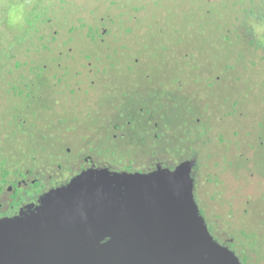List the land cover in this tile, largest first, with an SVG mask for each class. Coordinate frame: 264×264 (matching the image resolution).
Listing matches in <instances>:
<instances>
[{
	"label": "rangeland",
	"instance_id": "obj_1",
	"mask_svg": "<svg viewBox=\"0 0 264 264\" xmlns=\"http://www.w3.org/2000/svg\"><path fill=\"white\" fill-rule=\"evenodd\" d=\"M71 1L51 0L48 4V0H43L40 7L31 6L30 9L45 7L60 13L69 10V13H66L68 18L62 17L63 21L59 19L58 22H53L54 29H59L60 40L62 34L69 28L70 23L66 21L67 19L73 20L85 14L87 7L91 10L97 8L96 4L101 5L96 0H75L74 6H71ZM60 2H63V7ZM128 2L130 14L140 11L133 3L139 5L142 2L146 5V13L142 11L138 19L140 23L134 32L116 33L119 40L114 46L123 48L118 55L119 58L115 60L116 63L113 62L112 65L110 62V65H106L107 68L103 66L100 72L95 70L92 76L90 73L89 77L93 83L91 87L76 86L75 96L80 98L82 104H66L64 101L70 95L62 89L58 90L59 87L52 89V86L48 87L47 84L41 102L25 110L26 113H22L17 109L20 103L15 104V109L9 107V103L6 102L9 96L0 91V126H3L0 127V132L9 129L7 138L5 135L1 137L0 133V144L12 151L13 159L6 160L8 169L13 171L15 167L29 168L32 170L31 178L38 176L41 179H45L50 173L54 174L56 172L54 167L57 164H61L63 169L71 170L72 158L78 151L77 145L81 144L76 142L77 137L83 135L91 137L95 128H99L97 123L103 119L102 115L117 104L118 96H122L119 109L110 117L120 119L122 123L120 126L118 123H111L105 132L101 129L95 136L98 137L94 139V143L98 146L99 152L104 153L108 159L115 158V163L114 160H109L112 164L119 163L117 156L112 154L117 151L116 154L124 158L125 164L137 161L149 169L153 163L158 162L160 168L166 171L174 168L176 171L178 165L184 163L182 161L194 162L199 156L198 149L205 147L203 155L207 158L204 163L199 162L200 171L198 168L195 169L194 165L188 170L189 178L195 180V176L198 175L196 194L200 200L198 201L200 215L208 229L209 226H214L215 231L220 234L219 237H223L228 243L234 236L240 240L255 242L257 250H253V245L247 242L244 247L245 254L250 257L257 254L255 258L260 254L258 261L264 264V59L261 58L264 56V47L256 48L257 56L245 54L246 57L254 58L255 64L233 65L232 60L242 62L244 58L237 57L239 44L236 47L216 45L225 23L230 25L232 22L224 18L222 5L212 0ZM103 6L101 12L106 10ZM102 15L105 16L106 13ZM246 17L255 18L249 13ZM103 20L106 22L105 18ZM38 26L41 33L46 31L44 23H38ZM254 27L253 37L256 40L254 45H257L259 40L264 41V25L256 23ZM21 28L20 24H15L17 32L13 31V40L16 34H20ZM33 30L30 29V35L34 33ZM85 30L86 27L81 31L86 32ZM77 39L78 41L70 43L69 46L76 48L83 46L85 51L92 54L103 50L98 41H89L88 37L81 34ZM62 43L63 41H60V44ZM248 46L252 53L255 47ZM201 49L203 53L200 54ZM71 50L74 49L72 47L64 49L63 55L57 61L61 63V59L68 60L74 56L65 53ZM76 59L77 56L70 61L72 71L65 76L70 82L74 77L81 79L83 76L82 70H78L80 62L83 61L79 60L77 64ZM98 60L99 57L96 58V61ZM55 61L46 56L45 62L50 63V66ZM87 62L88 66L92 68L95 66L93 60ZM210 74L213 75L212 79ZM259 81L262 83L261 87H257ZM203 86L210 87H207L206 91L203 90L204 93L201 92L202 96L198 103H193V109H190L191 98L201 87L203 89ZM98 97L102 100L104 98L110 100L112 97V101L110 100V104L107 105L100 100L94 112L93 108H88L92 113L84 119L82 110L92 106ZM68 108L75 109L76 112L73 127H70L75 130H72L73 135L62 137L60 132L66 127L51 113L59 110L63 114V109L67 111ZM19 114L26 118L28 126L11 130L10 124H13V121H9L10 124L6 123L7 128L1 123V120L7 119L10 115L12 119ZM207 126L210 140L213 142L201 144L199 139L204 141ZM236 130L239 134L234 135ZM220 134L226 136L223 141H220ZM69 148L71 152L64 154L62 149ZM182 151L189 155L183 156ZM169 154L178 157L172 158ZM55 158H59V161H52ZM170 163L175 166L168 165ZM186 166H189V163L186 162ZM135 172L142 173L136 168L127 171L131 175H135ZM62 173L63 170L59 172ZM127 178L131 177L127 175ZM129 183L131 182L128 181L127 184ZM216 193L218 197L212 199V195ZM16 211H11L12 213L7 215L11 216ZM1 216L5 215L0 214ZM185 217L190 216L184 215L182 219ZM250 232L254 236L248 235L250 238L248 239L247 233ZM212 236L214 237V234ZM239 245L234 244L233 247ZM237 254L240 262H244V253L238 250Z\"/></svg>",
	"mask_w": 264,
	"mask_h": 264
},
{
	"label": "water",
	"instance_id": "obj_2",
	"mask_svg": "<svg viewBox=\"0 0 264 264\" xmlns=\"http://www.w3.org/2000/svg\"><path fill=\"white\" fill-rule=\"evenodd\" d=\"M194 162L146 179L118 203L75 182L50 196L41 218L0 217V264H242L199 213L188 177ZM100 233L110 239L85 249Z\"/></svg>",
	"mask_w": 264,
	"mask_h": 264
},
{
	"label": "trees",
	"instance_id": "obj_3",
	"mask_svg": "<svg viewBox=\"0 0 264 264\" xmlns=\"http://www.w3.org/2000/svg\"><path fill=\"white\" fill-rule=\"evenodd\" d=\"M42 1L43 0H0V91H4L9 96L6 100V102L9 103V107L14 108L17 102L20 103V107L17 109L21 110L20 112L22 113H26L25 110H29L31 107H35L33 106L34 104L41 102L42 96L46 91L47 84L48 87L52 86V89H56L57 87H59V89L57 88L58 90L62 89L67 95H70L68 99L64 101L66 104H82L80 98L75 96L77 89L76 86L81 85L83 88L91 87L93 83L91 81V77H89L90 73H92V76L94 75L95 70H102L103 66H109L110 62L112 63V65L114 64L113 62L116 63L115 60L119 58L118 55H120V52L123 50L122 47L114 46V43L118 42L119 40L118 36L116 37V33L118 31H121L122 33L126 34H130L131 31L134 32L135 28L137 27V24L140 23V20H138L139 17L143 12L146 13V5H144L143 2L141 4L139 3V5L133 3L134 6L136 5L135 7L137 8V10L140 11L136 12V14H130L128 12L130 10V2H128L129 0H96L101 3V5L96 4L97 8L91 10H88L87 7L86 12H89L90 15L84 12L85 14H81L73 20H66L70 23L69 28L67 29L66 33L62 34L60 40H58L59 29H54L53 22H58L59 19L63 21L62 17L68 18L66 13H69V10L60 13L56 11H50L48 8L45 7L36 10L30 9L31 6L35 7L38 5V7H40L42 5ZM74 1L75 0H72L70 2L71 6H74ZM212 1L215 3H220L222 5L224 18L232 22V24L230 25H227L225 23L222 35L216 45L218 46L221 44L224 46L226 45L236 47L239 44L240 47L237 46L239 48V52L237 53L239 56L237 57L239 59L244 58V61L236 62L232 60V62L234 63L233 65L247 66L248 64H255L256 61L254 60V58L246 57L245 54H252L253 56H257V53L255 52L256 48L261 46L264 47L263 40H259V43L257 45H254L256 40L253 37L255 29L254 25L256 23L264 25V0ZM50 2L51 0H48V4H50ZM61 3L63 7L64 4L63 2H60V4ZM123 3L125 4L123 5ZM102 6L103 8H106L104 12L100 11ZM44 8L46 10H44ZM76 11L79 12L78 9H76ZM104 13H106L105 16L102 15ZM248 13L252 14V16H254L255 18L246 17V15L248 16ZM89 16L90 19H88ZM104 18L106 19V22H104ZM38 23H44L46 30L44 33H41L39 31L40 27L38 26ZM15 24H20L23 29L21 28L20 34H16L15 40H13V31L17 32L15 30ZM62 26L65 27L67 25ZM103 26L104 28H102ZM85 27L86 32L81 31ZM120 27L122 30L120 29ZM31 28L34 29V33H31L30 35L29 31ZM79 34L88 37L89 41H98L97 43L102 45L103 50L101 52L98 51L95 54H92L90 52L88 53L87 51H85V48L83 46H79L80 48H76L75 46H69L70 43L78 41L77 36ZM28 38L30 39L27 41ZM24 39L25 41H23ZM60 41H63V43L60 44ZM248 45L255 47L254 49H252V53L250 52ZM68 47H72L74 50L65 51V53L69 54L70 56H74H71L68 60H65V58H60L61 63H59L57 59L61 55H63L64 49H68ZM218 49L219 48L217 47V50ZM75 53H77V64L79 63V60L83 61L80 62V65L78 67V70H82L81 73L83 74V76L81 77V79H76V77H74V79H71L70 82L69 80L65 79V76H67L72 71L70 61L76 58ZM201 53H203L202 49L200 51V54ZM47 55L50 59L56 60L52 66H50V63L48 64L45 62ZM97 57H99L98 61H96ZM261 58L264 59V56H261ZM89 60H93L95 62V66L93 68L91 66H88L87 61ZM54 65L56 68H54ZM211 75L212 74H210V77ZM3 77H5V79ZM7 77L10 78L8 79ZM261 85L262 83L259 81L257 87H261ZM207 87L210 86H203V89L201 87V89L198 90V93H196V95L191 98L189 102L191 105L190 109H193V103H198V99H200V97L202 96L201 92L204 93L203 90L206 91ZM100 100H102V98L98 97V100H96V102L92 106H89L87 107V109L82 110L81 113L84 119L89 117L92 113L91 110H89L88 108H93L94 112L96 107L99 105ZM110 100H112V97ZM110 100L104 98L102 102L109 105ZM66 110L67 111H64L63 109V114H61L62 111L59 110H57V112L51 113L52 115H55L56 120H58L60 123H64L63 125H65L66 127L62 128V131L60 132L62 137H64L65 135L71 136L73 134V128L69 127L73 126L74 115H76L75 109L71 110V108H68ZM110 112L112 111L109 110L107 113L105 112L102 116L106 118L108 117ZM20 115L21 114H19L18 116L16 115L12 119V115H10V117H8L7 119L1 120V123L6 126L5 128H7L6 123L10 124L9 121H13V124H10L11 130H18L21 128V126H28L25 122L26 118H22ZM104 117L102 120H104ZM208 130L209 127L207 126L205 130L206 133L204 141H202L200 138L199 143L205 144L209 143V141L213 142L210 140ZM0 133L2 135L1 137H4L5 135L7 138L9 136V129H5ZM234 133V135H237L239 134V131L236 130ZM43 138L47 139L45 136H43ZM219 138L220 141H223L226 136L220 134ZM230 138H232V136ZM17 140L18 138L16 139V142H18ZM234 144H236V142H234ZM196 147L199 148L200 146ZM19 148L21 149L22 146H20ZM203 149H205V147L202 146L197 151L199 156L194 163L195 169L200 166L199 162L204 163L207 158L206 155H203ZM62 151L64 154L69 153L68 149H62ZM11 152L12 151H9V148H7V146L0 144V209L1 206H8L6 211H10L9 213H12L11 211H13L14 209L16 210L18 208V206L15 205L17 202L13 198L18 193V189L15 188L16 181L21 177H25V170L29 169H19L17 167H15L13 171L8 169V165H6V160L13 161V159L11 158ZM172 154H169L170 157H178L172 156ZM182 154L185 157L189 155L186 153V151H184ZM197 176H195V183L198 187ZM9 184H13L15 186V192H10L7 189V185ZM6 195H8V197H6ZM217 197V193L212 195V199H216ZM13 204L15 205L14 207H12ZM209 230L212 234H214V237L217 240L227 243L223 237H219L220 234L215 231L214 226H209ZM248 235L251 237L254 236V234H252L251 232L250 234L247 233V236ZM249 236L248 239H250ZM247 242L248 241L240 240L234 236V238L229 242V244H232V246L234 244H240L239 247L237 246L236 248L240 249L244 253L245 264H263L262 261H258L260 254H258V257L256 258L255 255L257 254H254L251 257L250 255L247 256L245 254L244 247H246L245 244ZM251 245H253V250H257L255 247V242H252Z\"/></svg>",
	"mask_w": 264,
	"mask_h": 264
},
{
	"label": "flooded vegetation",
	"instance_id": "obj_4",
	"mask_svg": "<svg viewBox=\"0 0 264 264\" xmlns=\"http://www.w3.org/2000/svg\"><path fill=\"white\" fill-rule=\"evenodd\" d=\"M121 98L122 96H118L116 99L117 104L109 108V110L112 112L109 113L108 117L104 120L98 121L97 124L99 128H95V131L92 133V135L94 136L91 135V137H87L83 135L80 136V138L77 137L76 142H80L81 144L77 145L78 151L74 153V158H72L71 170L68 171L66 169H63V166L61 164H57L54 167V170H56L54 174L50 173L47 177H45V179H41L38 176H34L33 178H31V171L30 169H28L24 174L25 177L17 179L16 187L13 184L7 185V189L10 192H15L14 187L18 189V193L13 197L17 202H15V205H17L18 208L16 209L17 211L15 209L13 210L16 211V213L11 216L17 215L18 217H21L23 219H26L30 216L41 218L47 209L46 204L50 196L52 194L55 195L60 192H64L69 187H74L75 182H78L79 187L89 189L91 196L94 198L102 197L105 196V194L110 193V196L114 197L115 200L117 199L114 202L118 203L121 199L126 197L129 189L131 192L136 191L140 185H143L144 181H148L146 179L153 180L158 172L163 170L166 171L165 169L160 168V164L158 162L153 163V166H150L149 169H146L143 163L137 161H133L131 164L130 162L125 164V161H123L124 158L116 154L117 151L113 152L112 154L117 156V158L119 159V163L112 164L109 160H114L113 163H115V158L108 159L104 155V153L102 154V152H99L98 146L94 143V139H98V137L95 136L101 132V129H104L105 132L107 130L106 127H108L111 123H118L119 126L122 123L120 119H117L115 117H112L110 119V117L115 114L114 111L119 109ZM106 120L108 122H106ZM73 130H75V128H73ZM68 152H71L70 148L68 149ZM156 159L157 157L155 158V160ZM53 160L59 161V158H55ZM185 161L187 160H184L182 162ZM124 164L130 167H124ZM168 165H171V163ZM172 165L175 166V164ZM134 168L142 171L141 174L140 172H135V180L132 178L131 174L127 173V171H131ZM61 170H63V173L59 174ZM171 171H174V168H172ZM126 174L132 178V181L129 184H127V181L125 180ZM166 174H168L167 171ZM195 180L193 191L195 200L198 203V201L200 202V200L198 199L196 194L197 186ZM127 186L129 188H127ZM15 205L13 204L12 207H14ZM7 207L8 206H1V215L8 216L7 214H9L10 211H6ZM109 239L110 236H108L107 234L102 235L100 233L99 236H96L95 239H91L89 242L84 243L86 245L85 249L88 250L90 248H93L94 245L102 244ZM220 242L229 246L238 256L237 252L240 249L233 247L232 244H229L228 242ZM242 264L245 263L242 262Z\"/></svg>",
	"mask_w": 264,
	"mask_h": 264
}]
</instances>
